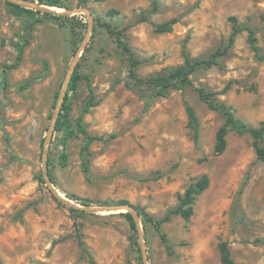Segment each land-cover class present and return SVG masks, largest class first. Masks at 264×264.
I'll return each instance as SVG.
<instances>
[{
    "label": "rangeland",
    "instance_id": "rangeland-1",
    "mask_svg": "<svg viewBox=\"0 0 264 264\" xmlns=\"http://www.w3.org/2000/svg\"><path fill=\"white\" fill-rule=\"evenodd\" d=\"M58 1L63 6H52L56 11L87 9L90 30L86 13L55 18L40 11L41 20L33 22L29 13L7 3L15 2L0 0L2 263L90 264L81 240L94 264H144L140 237H134L121 214L125 209L74 212L38 179L55 93L87 35L78 61L82 75L89 77L93 104L82 122L100 139L89 147L84 173L80 152L85 138L75 123L90 98L82 80L68 97L74 134L66 146L61 132L53 130L50 139L48 167L56 191L79 205L83 200L90 206L127 200L142 214L162 220L185 189L207 174L208 187L195 198L193 215L185 220L171 214L161 221L165 241L138 215L146 264H221V241H227L235 264H264V161L256 159L250 134L231 128L225 150L214 152L224 117L196 91L203 87L213 92L248 126L264 122V60L255 57L247 41L251 28L264 52V0ZM15 4L38 10L28 0ZM232 16L243 30L219 64L198 68L191 85L165 96L135 84L126 55L100 26L124 29L139 60L136 74L147 78L181 65L185 56L203 58L225 46ZM171 20L170 30H156ZM186 105L196 114L197 130L189 124ZM62 151L65 166L58 162Z\"/></svg>",
    "mask_w": 264,
    "mask_h": 264
},
{
    "label": "trees",
    "instance_id": "trees-1",
    "mask_svg": "<svg viewBox=\"0 0 264 264\" xmlns=\"http://www.w3.org/2000/svg\"><path fill=\"white\" fill-rule=\"evenodd\" d=\"M31 2L38 1L40 4H45L48 6H57L62 7L63 5L59 3L58 0H29ZM13 9L16 11L27 12L31 16H33V22H38L41 19L37 17V14L40 13V10H32L24 8L18 4L7 2ZM116 11L110 10L109 13H113ZM46 15H50L55 18H63L62 14L53 15L52 13L45 12ZM231 21V32L228 36V40L225 46L222 48H218L214 50L211 54L203 58L190 59L188 56H185L184 62L181 65L176 66L164 73H157L151 75L147 78H141L136 74V67L139 64V60L135 57V54L131 47L124 39V29H116L112 28L109 24L100 23V26L103 27L106 32L112 36L115 40L116 46L121 49V51L126 55L128 60V74L129 77L132 78L135 84L139 86H150L155 90V93L160 96H165L167 92L171 89H179L182 90L187 86L191 85V75L198 68H209L212 66H216L219 64L220 58H222L230 46L232 45L235 36L243 30L242 26H240L235 17H230ZM173 21H169L166 23H161L156 25V30L158 31H168L171 28V23ZM74 25H71L72 32H75ZM248 37L247 41L250 48L253 50L255 57L258 60H264V52L261 51L259 46L257 45L256 37L254 36L253 30L251 28H247ZM22 49L20 50V54L18 56L19 60L21 58ZM81 61H78L71 73L70 80L68 82V86L66 89V93L63 97V101L61 104V108L59 111V115L56 119L54 130L61 132L62 135L60 137V142L63 146H66L68 138H70L74 134V130L72 128V121L69 118L70 112V103L68 101V97L70 92L74 91L78 84L85 80L88 86V90L90 93L89 101L84 106L82 112L75 119L76 130L84 135L85 141L82 146V150L80 152L81 160H82V171L84 173L88 172V155L90 154V145L94 140L100 139L99 136H95L90 134L83 122V114L87 112L90 106L93 104L92 102V87L88 76L82 75L80 71ZM199 98L208 106V108L219 111L224 117V123L218 128L216 132V140L214 145V152L216 154L222 153L226 148V134L228 129L231 128L238 133H248L252 137V146L255 152V156L257 160L264 161V145L262 144L264 139V122L261 123L258 127L248 126L246 123L235 117L233 109L230 106H227L225 103L216 100L213 92H209L205 90L203 87L196 88ZM58 98V92L55 93L54 96V104H56ZM186 112L189 118V124L194 129L198 128V120L193 109L186 105ZM48 166L50 164V159L48 157ZM58 162L61 166H65L67 162V154L65 151H62L59 155ZM49 168V167H48ZM49 175L52 183L54 182V178L51 172V169H48ZM38 179L44 183L42 175H38ZM209 184V178L207 174H202L197 180L191 183L184 191L182 195L178 198V204L168 211L167 215L162 219L167 220L171 214L180 215L183 219L188 220L193 215V203L195 198L201 194ZM68 197L72 199H76L72 195H68ZM89 203L88 200H83L81 204L87 205ZM120 204H126L128 206L134 207L139 215L142 214L141 210L138 207L132 205L127 200H120ZM70 210L83 213L84 211L78 208L70 207ZM128 221L129 227L133 232L134 237L137 235V224L133 219L132 214L129 211L121 213ZM146 221H149L153 224L156 231L160 234V237L163 241H165V236L160 231V224L162 220H154L147 214H142ZM82 251L89 257L90 264H94L91 254L88 252L87 248L84 246L83 242L79 240ZM218 250L220 255V263L221 264H235L234 260L231 257L230 249L227 241H221L218 243ZM0 264H3L0 260Z\"/></svg>",
    "mask_w": 264,
    "mask_h": 264
},
{
    "label": "water",
    "instance_id": "water-1",
    "mask_svg": "<svg viewBox=\"0 0 264 264\" xmlns=\"http://www.w3.org/2000/svg\"><path fill=\"white\" fill-rule=\"evenodd\" d=\"M11 1H13L15 3H19V0H11ZM29 2H31V1H29ZM32 3H34V7L36 9H38L40 11H44V12H49V13H52V14L72 15V14H75V13H78V12L86 13V15L89 18L88 31L90 30L91 14L85 8L77 7V8H74V9H63L61 11H56V10L51 8L52 6L41 5L40 3H38V1H36V2L34 1ZM86 40H87V35L84 37L82 45L80 46V48H82V46H84L86 44ZM80 48L78 49V51L80 50ZM78 51H77L76 55L74 56V58H73V60L71 62V65L69 66V68L67 70L66 78L64 80V84H63V86L61 87V89L58 92V98H57V102L55 104V111L52 114L51 122H50V125H49L48 129H47V135H46L45 140H44V147H43V152H42V156H41L42 157L41 158L42 159V177H43L44 183L52 190L53 195L56 198H58L59 200L63 201L64 203L68 204L70 207H74V208H78V209H82V210H116V209H125V211H129L132 214L133 219L135 220V222L137 224V234L140 237V248H141V251H142V257H143V260H144V264H146V255H145V250H144V243H143V240L141 238V227H140V221H139V216H138L139 214L137 213V211H136V209L134 207L128 206L126 204L99 205V206L75 204V203L71 202L68 198H64L63 196H61L59 194V192L56 191V189L54 188V185H53V183L51 181L50 175H49V171H48L49 168H48V161L47 160H48V150H49L50 139H51L52 132L54 130L56 119H57V117L59 115V111H60V108H61L63 97H64V95L66 93V89H67V86H68V82L70 80L71 73H72L76 63L78 62V58H79Z\"/></svg>",
    "mask_w": 264,
    "mask_h": 264
}]
</instances>
